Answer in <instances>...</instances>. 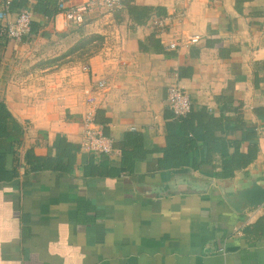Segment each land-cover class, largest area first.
Returning a JSON list of instances; mask_svg holds the SVG:
<instances>
[{
    "label": "crops",
    "instance_id": "1",
    "mask_svg": "<svg viewBox=\"0 0 264 264\" xmlns=\"http://www.w3.org/2000/svg\"><path fill=\"white\" fill-rule=\"evenodd\" d=\"M131 1L163 12L137 24L124 5L71 25L103 31L105 45L83 64L90 73L81 67L84 95L70 94L62 112L51 74L32 102L18 73L36 38L67 33L56 0H12L7 20L28 9L33 24L22 40L0 36V101L24 131L19 173L0 181V264H264V0ZM99 76L95 121L115 155L79 145ZM174 83L190 95L184 116L166 103ZM57 136L73 145L66 154ZM29 149L44 159L38 169L25 163Z\"/></svg>",
    "mask_w": 264,
    "mask_h": 264
},
{
    "label": "built area",
    "instance_id": "2",
    "mask_svg": "<svg viewBox=\"0 0 264 264\" xmlns=\"http://www.w3.org/2000/svg\"><path fill=\"white\" fill-rule=\"evenodd\" d=\"M12 0H2L0 8V36L10 40H22L30 32L33 13L28 9L21 10L12 21L7 20L11 11ZM124 4L122 0H56V11L63 17L60 21V30L68 32L71 25H80L87 21V17L92 12L102 9L107 15L122 10ZM186 5L183 4L180 10H173L166 16L169 24H177L185 19ZM164 17H159L156 22L162 25ZM198 35L188 36L190 42H196ZM178 46L176 41L169 43L168 47L175 49ZM85 73H90V65L85 64L82 67ZM95 76V75H94ZM94 87L88 91L85 99V112L83 115V127L79 135L80 148L87 152H94L99 155H115L118 150L113 146L112 139L104 132L106 124H100L95 121V112L100 101L102 93L106 87V80L99 76L94 78ZM166 103L168 108L176 116L186 115L191 107L190 95L185 86L180 83L171 84L167 88Z\"/></svg>",
    "mask_w": 264,
    "mask_h": 264
},
{
    "label": "rangeland",
    "instance_id": "3",
    "mask_svg": "<svg viewBox=\"0 0 264 264\" xmlns=\"http://www.w3.org/2000/svg\"><path fill=\"white\" fill-rule=\"evenodd\" d=\"M102 32L80 27L67 33L50 31L36 38V45L22 60L18 70L19 79L27 86L32 102L44 97L40 87L44 81L41 74L44 73L51 74L47 81L54 83L50 84L49 96H56L62 102V112L65 101L72 98L70 94L84 95L81 67L104 47Z\"/></svg>",
    "mask_w": 264,
    "mask_h": 264
},
{
    "label": "trees",
    "instance_id": "4",
    "mask_svg": "<svg viewBox=\"0 0 264 264\" xmlns=\"http://www.w3.org/2000/svg\"><path fill=\"white\" fill-rule=\"evenodd\" d=\"M245 1L248 0H235L236 8L239 9ZM47 3L50 4L49 1H47ZM123 3L132 16L133 22L137 24L141 23L148 16L150 11H154L157 15H161L163 12L162 8L159 6H140L136 5L131 0H123ZM44 14L52 15V12L46 9ZM30 32L32 33V25ZM100 124L104 123L102 122ZM23 135L24 131L21 124L15 119L6 104L0 101V181L11 180L19 173V161L16 148L22 143ZM53 146L57 151H61L62 154H66L73 148V145L61 136L55 138ZM24 158L25 163L30 166V169H38V167H41L44 163V159L35 155L32 149L26 150Z\"/></svg>",
    "mask_w": 264,
    "mask_h": 264
}]
</instances>
